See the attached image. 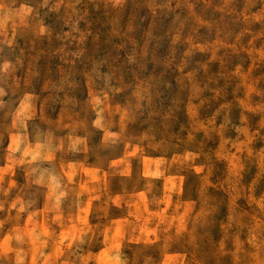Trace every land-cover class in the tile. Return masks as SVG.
Returning a JSON list of instances; mask_svg holds the SVG:
<instances>
[{
	"label": "rangeland",
	"instance_id": "rangeland-1",
	"mask_svg": "<svg viewBox=\"0 0 264 264\" xmlns=\"http://www.w3.org/2000/svg\"><path fill=\"white\" fill-rule=\"evenodd\" d=\"M0 264H264V0H0Z\"/></svg>",
	"mask_w": 264,
	"mask_h": 264
}]
</instances>
